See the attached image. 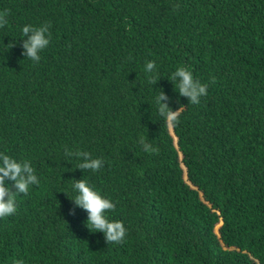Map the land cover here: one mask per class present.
I'll return each instance as SVG.
<instances>
[{"label": "trees", "instance_id": "16d2710c", "mask_svg": "<svg viewBox=\"0 0 264 264\" xmlns=\"http://www.w3.org/2000/svg\"><path fill=\"white\" fill-rule=\"evenodd\" d=\"M4 10L0 152L30 160L40 184L0 219V264H264V0H0ZM44 23L51 41L35 63L21 30ZM179 67L208 84L199 105L170 81ZM162 90L186 107L172 129ZM66 147L104 167L76 169ZM82 178L116 202L124 243L86 227L71 200Z\"/></svg>", "mask_w": 264, "mask_h": 264}, {"label": "clouds", "instance_id": "9594fccd", "mask_svg": "<svg viewBox=\"0 0 264 264\" xmlns=\"http://www.w3.org/2000/svg\"><path fill=\"white\" fill-rule=\"evenodd\" d=\"M179 8V5L175 6ZM8 10L0 11V28L5 27L9 21ZM51 25L44 23L38 27L33 25H24L22 27V55L27 59L39 63L41 53L49 46L51 41ZM26 37V39H24ZM16 41L10 42L8 48L15 46ZM145 72L153 74L156 72L155 61H149L145 65ZM215 77H212L211 82L215 83ZM159 79L155 74L147 77V82L150 85H156ZM176 91L180 96L188 99L189 104L199 105L201 98L207 95L208 84L201 83L200 80L194 78L192 71L187 67L177 68L170 77ZM170 98L160 91L155 97L157 112L163 118L165 125L172 129L180 122V117L185 110V106H180L173 110L169 107ZM143 151L150 154H158V147H154L145 137L139 140ZM65 156L68 158H76L80 162L76 169L91 172H99L104 167L102 158H93L87 151H72L65 148ZM183 167V166H182ZM186 179V173H184ZM72 188L77 193L71 200L76 207H79L87 212L86 227L90 232H101L107 244H122L127 236V229L123 221L110 220L108 213L116 211V202L111 198L102 195L95 187L86 179L73 180ZM40 180L35 174V169L31 165L30 160L17 161L13 157L4 152H0V219L15 215L17 213L16 197L20 194L29 195L31 186L39 185ZM14 189V190H13ZM65 193L67 196L68 194ZM222 224L220 220L214 227L217 233L218 227ZM13 264H25L23 259H15Z\"/></svg>", "mask_w": 264, "mask_h": 264}]
</instances>
